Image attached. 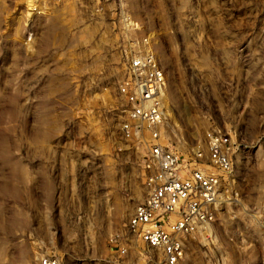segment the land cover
I'll list each match as a JSON object with an SVG mask.
<instances>
[{"label":"rangeland","instance_id":"rangeland-1","mask_svg":"<svg viewBox=\"0 0 264 264\" xmlns=\"http://www.w3.org/2000/svg\"><path fill=\"white\" fill-rule=\"evenodd\" d=\"M143 40L168 79V146L213 129L236 147L223 264H264V0H0V264H115L110 240L146 193L118 92Z\"/></svg>","mask_w":264,"mask_h":264},{"label":"built area","instance_id":"built-area-1","mask_svg":"<svg viewBox=\"0 0 264 264\" xmlns=\"http://www.w3.org/2000/svg\"><path fill=\"white\" fill-rule=\"evenodd\" d=\"M133 45L118 92L125 101L120 132L143 146L146 193L134 207L122 236L110 240L115 264H195L189 247L202 250L207 264H223L217 233L218 210L236 195L235 145L210 129L204 147L186 153L165 138L164 92L167 75L149 41ZM33 264H63L55 255H39Z\"/></svg>","mask_w":264,"mask_h":264}]
</instances>
